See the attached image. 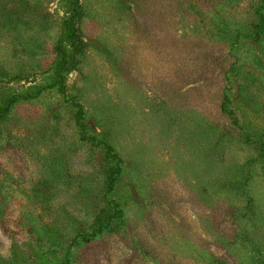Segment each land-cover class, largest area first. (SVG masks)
Wrapping results in <instances>:
<instances>
[{
  "label": "rangeland",
  "instance_id": "obj_1",
  "mask_svg": "<svg viewBox=\"0 0 264 264\" xmlns=\"http://www.w3.org/2000/svg\"><path fill=\"white\" fill-rule=\"evenodd\" d=\"M12 95L0 264H264V0H0Z\"/></svg>",
  "mask_w": 264,
  "mask_h": 264
},
{
  "label": "trees",
  "instance_id": "obj_2",
  "mask_svg": "<svg viewBox=\"0 0 264 264\" xmlns=\"http://www.w3.org/2000/svg\"><path fill=\"white\" fill-rule=\"evenodd\" d=\"M77 2H78V0H77ZM78 14H79V12H78ZM73 29L75 30V32L77 31V28L76 27H73ZM69 61V59H65L64 60V62H63V64H67V63H69L68 62ZM60 69H63V68H60V66H59V69L57 70V73H58V76H59V74H60ZM13 102H15V95H12L11 96V99H9L8 101H6L5 103H4V105H0V118H4V117H6L7 116V114H8V112H9V110H10V108H11V104L13 103ZM112 170V171H111ZM114 169H109V170H107V173L108 174H114V171H113ZM114 179V178H113Z\"/></svg>",
  "mask_w": 264,
  "mask_h": 264
}]
</instances>
